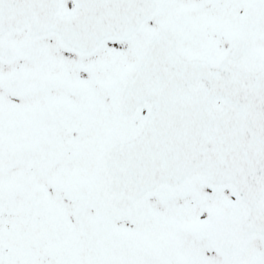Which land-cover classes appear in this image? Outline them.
Returning <instances> with one entry per match:
<instances>
[{
    "label": "snow or ice",
    "instance_id": "6c2138e0",
    "mask_svg": "<svg viewBox=\"0 0 264 264\" xmlns=\"http://www.w3.org/2000/svg\"><path fill=\"white\" fill-rule=\"evenodd\" d=\"M0 264H264V0H0Z\"/></svg>",
    "mask_w": 264,
    "mask_h": 264
}]
</instances>
